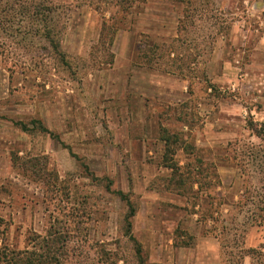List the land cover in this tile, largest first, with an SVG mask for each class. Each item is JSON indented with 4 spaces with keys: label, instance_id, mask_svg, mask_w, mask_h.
<instances>
[{
    "label": "rangeland",
    "instance_id": "obj_1",
    "mask_svg": "<svg viewBox=\"0 0 264 264\" xmlns=\"http://www.w3.org/2000/svg\"><path fill=\"white\" fill-rule=\"evenodd\" d=\"M54 1L58 50L36 39L0 55V218L10 242L22 248L28 232L57 229L60 264H185L189 254L169 239L186 240L189 208L164 198L191 195L183 166L238 154L246 168L228 175L223 198L247 201L217 227L222 264H251L242 248L264 208V176L246 154L264 151L252 133L264 123V0H151L111 43L99 36L108 12ZM11 39L0 29V41ZM198 172L200 189L220 198L215 170ZM129 205L141 254L124 235Z\"/></svg>",
    "mask_w": 264,
    "mask_h": 264
},
{
    "label": "trees",
    "instance_id": "obj_2",
    "mask_svg": "<svg viewBox=\"0 0 264 264\" xmlns=\"http://www.w3.org/2000/svg\"><path fill=\"white\" fill-rule=\"evenodd\" d=\"M82 3H85L92 9L99 11L103 14V17L106 12L109 16L103 18L101 31L99 33L102 35L103 30L110 35V43L113 41V38L116 32L123 27L127 17H129L133 12L143 9L146 4L151 0H82ZM54 0H0V29L3 33L9 37L15 38L18 40L11 39L9 43L7 41H0V55L5 56L8 54V49L11 46L15 45H30L34 43L36 39L46 40L54 49L58 50L60 44V36L62 27L59 29L51 25V14L55 9ZM141 44H139L140 46ZM151 46V45H150ZM141 48L136 47V52ZM168 52H171L170 48ZM61 53V52H60ZM262 130L252 129L251 124L248 127L252 129V133L255 137L259 138L261 141H264V123L260 124ZM23 130L25 128H22ZM162 139V138H161ZM163 141L166 140L162 139ZM167 145V144H166ZM247 163L251 162L259 168V171L263 173L264 176V151H260L259 154H246ZM239 155L236 157L224 159L223 163L226 165H234L240 169L244 167V159H238ZM170 169L171 175L181 174L182 168L177 164L173 166H167ZM204 172V178L207 176H213V165H207L206 168H203V163L200 164H187L185 167L186 172L190 176V185L194 182L199 183V188L204 186V180L201 183L198 178L195 176L200 175L198 169ZM203 178V179H204ZM185 180L183 178L179 179V183L184 184ZM210 184V188H211ZM208 185H206V188ZM192 194V192H190ZM121 197L124 196L121 191L117 192ZM196 199L197 195L194 194ZM125 199V198H121ZM127 201V200H126ZM247 198H239L238 202L235 204L236 208L242 209V206L246 204ZM197 203V202H193ZM204 204L206 207L201 211V216L203 218H212L213 212L216 207L213 204L212 198H205ZM129 213L122 216V222L125 227V234L136 246L139 254L142 252L141 244L136 241L132 233V222L131 218L135 215V210L129 205ZM251 227H263L264 226V208L260 209L257 217L250 224ZM250 227V228H251ZM9 228L10 225L7 221H4L0 218V264H60L58 258V252L56 246L58 245L59 238L54 236L58 230L54 229L48 230L45 236H41L35 232H28L25 242L22 248H19L16 244L11 243L9 239ZM52 228V227H51ZM218 229V227H216ZM186 234V233H185ZM246 234V233H245ZM220 240L222 238L220 232ZM223 241H221L222 244ZM189 243L188 238L186 237L185 241L175 243L177 246H185ZM243 243V241H242ZM244 252L242 253V258L249 257L251 264H264V255L259 247H249L242 248Z\"/></svg>",
    "mask_w": 264,
    "mask_h": 264
},
{
    "label": "crops",
    "instance_id": "obj_3",
    "mask_svg": "<svg viewBox=\"0 0 264 264\" xmlns=\"http://www.w3.org/2000/svg\"><path fill=\"white\" fill-rule=\"evenodd\" d=\"M217 146L218 145L215 144L214 147ZM177 165L179 167H182V162H178ZM183 167H186V165ZM213 169L215 170L216 174L215 180L218 179V183L216 184L213 193H218L220 191L219 196L221 197L212 198L213 204L216 207L215 211L213 212L212 218L208 217L205 219L200 214L204 207H206V205L204 204V199L210 198V192L201 190L199 188V183L197 182L191 184V195L184 193L185 195L183 196V198L179 193L176 192L175 197L177 198H164L167 202L171 204L176 203L174 205H179L182 207H185V205H187L186 207L189 208V215L187 216L189 218L190 223L188 224V227L186 226L185 231L189 243L185 246H176V244H174L176 242L173 239H169V248L179 250L180 255H182L185 251L189 254L188 256H186L185 264H222V244L219 237L220 231L216 227L218 223L222 220V218L227 217V214L230 213L229 207L235 206V204L239 200V194H236L234 198H223V187L225 184V180L226 178L231 177L228 175H231L234 173V171H237V168L231 165H226L222 161H220V163H214ZM167 170L170 171V169ZM239 177L240 176H238L237 181H239ZM194 194H200L202 195L201 197H205L195 199ZM176 199H178L179 201H176ZM194 201L197 203H193ZM251 228L252 229L245 235L244 238V245L247 246L246 248L259 247L260 244H264V226H254ZM260 248L264 255V246H260ZM152 261L153 263H157L154 262L155 260ZM171 264L174 263L172 262ZM176 264H179V262H177Z\"/></svg>",
    "mask_w": 264,
    "mask_h": 264
}]
</instances>
